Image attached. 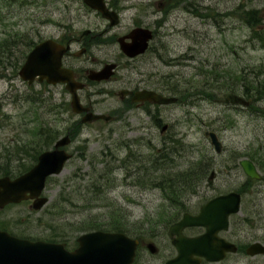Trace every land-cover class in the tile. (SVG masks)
<instances>
[{
	"label": "rangeland",
	"instance_id": "rangeland-1",
	"mask_svg": "<svg viewBox=\"0 0 264 264\" xmlns=\"http://www.w3.org/2000/svg\"><path fill=\"white\" fill-rule=\"evenodd\" d=\"M110 1L118 3L120 21L106 33V20L82 0H1L0 41L12 36L10 33L25 34L13 46L20 63L22 53L31 48L30 41L78 36L84 29L103 33L74 61L86 67L108 60L119 62L111 81L87 89L98 112L118 106L112 92L126 82L154 89L191 87L196 94L183 102L150 105L155 117L144 108H133L115 114L111 122L98 120L74 127L80 117L71 111L70 95L63 85H27L19 78L13 60L2 56L0 167L7 161L13 171L34 163L24 151V145H33L38 139L32 132L34 126L48 128L54 137L43 150L71 129L66 149L73 155L59 174L46 180L43 196L47 202L42 210L31 211L29 202L10 204L0 211V226L36 239L53 234L54 223L63 229L71 248L84 220L119 221L143 241L136 264H163L175 254L167 236V214L179 217L184 211L196 212L207 198L241 189V208L232 218L228 235L242 243H264V169L257 167L261 180L247 182L238 163L242 158L257 163L264 156V91L248 107L214 100L226 93L218 87L233 80L230 71L245 70L249 78L264 82V21L257 31L244 18V12L257 9L264 19V0ZM139 22L157 32L146 53L126 60L119 56L112 34L119 35ZM77 47L73 45L72 51ZM239 87L234 92L242 94ZM159 122L168 125L163 133L156 126ZM209 130L221 141V153H215L205 136ZM198 158L212 159L217 176L210 186L197 182L196 192L176 205L165 188L167 177H175ZM198 229L187 232H200ZM148 241L156 245L155 254L145 247ZM203 264H264V255L238 252L219 263Z\"/></svg>",
	"mask_w": 264,
	"mask_h": 264
},
{
	"label": "water",
	"instance_id": "water-1",
	"mask_svg": "<svg viewBox=\"0 0 264 264\" xmlns=\"http://www.w3.org/2000/svg\"><path fill=\"white\" fill-rule=\"evenodd\" d=\"M91 8L96 9L109 20L110 25L118 21L115 11L106 7L104 0H83ZM126 37L130 42L120 38V48L127 56H134L144 52L147 41L152 33L147 28L136 27ZM67 48L52 39H45L36 45L26 55L18 74L28 83L33 82L36 76L38 81L45 79L48 83H65L71 93L70 106L73 112L86 111L81 117V122L97 119L110 120V116L96 114L83 107L76 94V88L82 85L75 82L70 69L61 66V56ZM114 64H106L99 71H90L89 78L94 80L107 79ZM124 90L121 94H124ZM133 101L149 100L154 103L167 104L176 101L173 96H164L152 90H137L134 92ZM222 101L248 105L249 101L234 93L227 94ZM163 125L161 131L166 129ZM216 152L222 150L221 142L213 131L205 132ZM70 141L69 135L59 138L52 149L45 150L38 155L37 162L26 172L15 176L0 177V208L10 202H20L32 198L31 208L38 210L46 202L47 197L40 196L48 175L58 174L66 160L71 157L62 146ZM244 172L251 178H260L252 161H240ZM214 177L212 171L209 179ZM240 195L231 191L217 195L200 207L196 215L184 213L182 218L169 227L168 235L171 243L176 248L177 254L165 261L164 264H198L204 257L208 261L220 260L225 251H236V246L217 236V232L226 229L229 214L239 210ZM186 226H206V231L198 236L189 237L182 233ZM78 246L67 250L64 243L47 242L43 240H29L12 235L0 230V264H130L135 256L137 240L132 239L122 232L94 230L85 232L77 237ZM151 253L156 252V247L148 243ZM248 255L264 254V245L253 242L246 247Z\"/></svg>",
	"mask_w": 264,
	"mask_h": 264
},
{
	"label": "trees",
	"instance_id": "trees-1",
	"mask_svg": "<svg viewBox=\"0 0 264 264\" xmlns=\"http://www.w3.org/2000/svg\"><path fill=\"white\" fill-rule=\"evenodd\" d=\"M1 1V0H0ZM2 3H0L1 7ZM244 18L247 24H249L253 30H257V27L262 24L264 19H262L259 16V11L257 9H251L244 12ZM9 35H12L10 37H4L0 41V64L3 62L1 61L2 56H4V59L9 61L10 59L13 60L14 68L16 69L19 66V57L14 55L13 49L14 45L17 47L18 42L22 41L25 37V34H17L10 33ZM33 41H30L29 44H31ZM25 53H22L21 59L24 58ZM3 59V60H4ZM228 73V72H227ZM247 71L239 70L237 72L230 71L228 74L232 77L233 80L231 82H225L222 85H220L218 88L220 90H223L225 92H234L237 87H239L246 98H255V97H261L262 91H264V82L258 81L256 79L257 77H251L249 78ZM239 85V86H238ZM173 92H176L177 86H174L171 88ZM208 90V89H205ZM181 93L183 96H193L195 94V90L193 88L189 89H183V90H177ZM33 131L35 134V138H38L37 141L33 145H24V151L26 152V156L32 157V160L35 161L37 158L38 153L42 151L46 146H48L53 141V136L50 135L48 128L36 127L34 126ZM42 137H44L42 139ZM27 146V148H26ZM258 162L260 166L264 169V156L258 158ZM6 166L0 167V175H17L19 173L24 172L27 170L30 166H27L25 168L21 169H15L11 170L9 165V162H4ZM213 167V161L212 159L207 158H198L194 161L189 162V167L180 170V172L176 173L175 177H167L165 188L169 190V196L171 197V201L174 204H178V202L183 200V197L187 195L190 192H195V185L197 182H203L206 180V176ZM161 182V181H160ZM247 182H249V178H247ZM241 192L242 190L239 189ZM116 211V210H115ZM118 212V211H117ZM112 214H110V217H113ZM125 216V215H124ZM175 218V215L173 213L167 214V221H172ZM51 220H57L56 218L51 217ZM84 220V219H83ZM84 226L80 229H77L78 231H87V230H93V229H106V230H116V231H122L130 235H135L137 232L134 231V229L128 227L125 223H121L119 221H105L103 219H93V220H84L83 221ZM52 226V233L48 235L46 238L47 240L51 241H65L67 242L69 238L67 235L63 234V229H59V226L56 224H51ZM137 236V235H135Z\"/></svg>",
	"mask_w": 264,
	"mask_h": 264
},
{
	"label": "flooded vegetation",
	"instance_id": "flooded-vegetation-1",
	"mask_svg": "<svg viewBox=\"0 0 264 264\" xmlns=\"http://www.w3.org/2000/svg\"><path fill=\"white\" fill-rule=\"evenodd\" d=\"M115 6H116V4H115ZM115 6H113V7H115ZM147 25L148 24L143 23V22H139L138 25H135V23H132L131 24L132 28L134 26H145V27H148ZM112 28L113 27H106L105 28L106 33H110V31L112 30ZM132 28H130V29L126 30V31H123L118 36H117V34L113 33L112 34L113 39L115 38L117 40V38L119 36H122V35L127 34ZM154 31H155V29H153V32ZM100 35H101L100 33L96 34V33H93V32H91V33L89 32L87 34H83V32H82L78 36H71V37H68L66 40H64V43H66V44L68 43L70 45V48L65 53V55L63 56V59H62L63 60V64L73 70L74 78L77 81L83 82L84 87L78 91V94L80 96L81 101L85 105H90L91 108L94 106V102H93V99H92V95L93 94H90L87 91V89L90 87V85H101L102 83H108L109 81H111L112 78L115 77V74H113L108 81H102V82L91 81V80H89L87 78V76H88V70L90 68H99L100 66L86 67L84 65L75 63L74 61L80 59L83 54H86L88 52V50L92 47V43L94 44L95 39L97 37H100ZM60 40H62V39H60ZM126 41H129V39L126 38ZM151 43H152V41L149 42V45ZM73 45H77L78 46L77 48L79 49V51H78V49L76 51H72ZM128 60H130V59H128ZM114 62H116V64H117V67H116V69H117L119 67V62H117L116 60H114ZM123 85L124 86L122 88H127V89L132 90V91L133 90H136L138 88H144V86L138 84L137 82L135 84H133V85L128 84V82H126ZM106 92H108V91H106ZM116 93H117L116 91L113 92V94L117 96ZM117 98H118V101H119L118 106L117 107H113L111 109L114 112L124 111L128 105H132V106L129 109H127L126 111H128L130 109H133V108H143L144 107V104H145V102L142 103V104L132 103L131 100H130L131 93L130 94H127L123 98H120L119 99L118 96H117ZM228 240H230V239H228ZM230 241H232V240H230ZM230 255H231L230 253H226L225 259L226 258H229Z\"/></svg>",
	"mask_w": 264,
	"mask_h": 264
}]
</instances>
